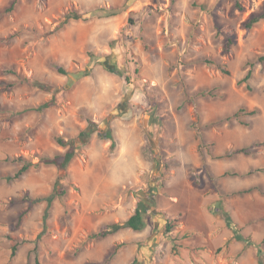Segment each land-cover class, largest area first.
<instances>
[{
  "label": "rangeland",
  "instance_id": "obj_1",
  "mask_svg": "<svg viewBox=\"0 0 264 264\" xmlns=\"http://www.w3.org/2000/svg\"><path fill=\"white\" fill-rule=\"evenodd\" d=\"M71 10L86 19L63 25ZM112 11L117 15L108 16ZM260 14L264 0H0V264H131L137 253L140 264H236L237 255L225 257L235 237L226 214L251 238L245 247H258L261 255L264 170H256L264 169V20L246 27ZM229 38L235 43L226 51ZM114 40L123 41L112 46ZM250 68L252 91L238 85ZM29 76L62 90L53 95L19 81ZM207 89L215 96L200 94ZM50 100L52 108L33 110ZM240 108L258 109L255 116L242 113L248 126L226 120ZM109 115L115 148L95 134L73 160L63 182L69 193L54 201L46 226L42 202L15 228L28 196L52 193L57 169L40 162L64 151L56 137L74 138L87 127L86 117L102 122ZM242 148L248 154L218 158ZM20 157L33 166L9 181ZM139 199L146 211L142 234L123 229L89 238L105 224L125 222ZM200 207L207 236L190 229ZM183 213L188 233L202 245L196 252L181 248L177 257L164 230L167 215ZM184 217L173 235L188 245Z\"/></svg>",
  "mask_w": 264,
  "mask_h": 264
},
{
  "label": "trees",
  "instance_id": "obj_2",
  "mask_svg": "<svg viewBox=\"0 0 264 264\" xmlns=\"http://www.w3.org/2000/svg\"><path fill=\"white\" fill-rule=\"evenodd\" d=\"M17 2L14 1L12 3V5L6 10V13L12 12L15 7H16ZM238 8L240 9L241 6L238 5ZM118 11H112L110 13H108V16H115L117 15ZM85 18V14L84 13H80L78 11H74L71 10L67 13V19L64 22L63 25L68 24L71 20H84ZM262 20H264V14H260V15H254L252 16L250 19H248V21L246 22V27L247 29H252L255 25H257L258 23H260ZM130 22L132 24H134V20L131 19ZM62 25V26H63ZM220 31L217 33V35L219 36ZM17 37L16 34L10 36L9 38H7L6 40H13ZM124 40V39H123ZM123 40H114L111 42V45H118V43H120ZM127 43H132L134 41V38L131 36H127L126 39ZM142 42H143V46L144 48L147 50L148 49V45L146 43V40L144 38H142ZM235 43V41L233 40V38H229L228 39V45L226 47V51H230V47ZM206 64H208L209 66L212 67H216L217 69L221 70L223 73L230 75V71L225 69L224 67L220 66L217 62L215 61H211L210 59H206L205 60ZM259 62L263 63L264 62V55L261 56L259 58ZM137 63V62H136ZM54 67L57 69V71L60 74H67V71L60 66L59 64H54ZM11 73H14L13 71H11ZM253 76V69L250 68L247 72V74L245 75V77L240 80L238 82V85H242V84H246V88L250 91L253 90V87L250 83V80L252 79ZM19 81L23 84H28L31 87L37 88L41 91L47 92V93H51L53 95L57 94L59 91L62 90V87L60 86H55L52 85L51 83H47L44 82L42 80H39L38 78L34 77V76H29V77H19ZM200 94L202 96H215V93H213L212 91H210L209 89L201 91ZM55 105L53 100H50L48 102H45L44 104L33 108V110L42 113L47 109L52 108ZM242 113L244 115H248V116H255L256 114H258V109H254L252 111H249L247 108H240L236 113H234L232 116L227 117V121H231V120H237L238 122H240L242 125H249L250 122L249 121H244L242 119ZM86 121H87V127L83 130H81L79 132V134L74 137V138H70V139H66L63 136H58L56 137V142L57 144L64 149L63 152H59L56 155H54L53 157H49V156H45L41 158V162L40 164H46V165H53L56 169H57V180L54 184L52 193L48 196H41V197H27V200L30 202V205L28 207V209L21 213L19 215L18 218V222L15 226V228L20 227V224L22 223V220L24 218V216L31 211V209L33 208L34 205L38 204V203H42V202H46L47 203V207L46 210L44 212V216H43V225L44 227L46 226L49 218L51 217V210L54 204V201L56 199H62L65 198L68 193H69V189L68 187L63 183L66 180H69L71 177V172H70V166L73 162V160L76 158V156L78 155L79 151L81 149H83L84 147H86L92 137L97 134L98 138L101 140H109L111 141V149H114L116 146V137L114 134V129L111 126V123L113 121V116L109 115L108 117H106L102 122H104L105 127H101L102 122H97L94 119L90 118V117H86ZM141 125L143 126V129L145 128L144 123H141ZM150 145H145L143 147V152L142 155L145 159H147V150L149 151ZM239 153H246L248 154L247 149L242 148V149H238L233 151L232 153H227L224 156L218 157L219 159H223V158H230L232 155L234 154H239ZM14 162H18L20 164H22V166L20 167V169L14 174L13 177H9L8 180L12 181L15 179H20L33 165L28 162L27 160H25L24 158H16L13 160ZM40 164L38 165H34L35 167H39ZM164 167L166 168V165L164 164ZM264 169H258L256 170L257 172L263 171ZM251 174V172L249 173ZM225 175H231L229 173H225ZM250 192V190L248 191H244V192H240L238 194H242V193H247ZM145 215H146V211L144 208V202L139 199L137 202V206L133 212V214L129 217L128 220H126L123 223H110V224H105L103 225L97 232H94L92 234H90L89 238L90 239H96V240H101V239H105L111 235H114L115 233L123 230V229H131L135 232H143L145 227H146V223H145ZM184 215L183 214H179L177 217H170L167 215V223H166V227L164 230V234L167 236H171L173 238V241L175 243V245L172 248V252L175 256L180 257L181 256V248H191L192 251L196 252L197 248L194 247H189L188 245H185V243L183 242L182 238L179 237L178 235H173V231L175 228V225L177 223V219L182 218ZM226 225L232 229L235 233V239L237 241H244L247 242L248 244H252V240L250 237H243L240 234V230L238 228V226L236 224H234L230 217L226 214ZM42 234V233H41ZM264 243V240H263ZM123 246V245H121ZM187 246V247H186ZM18 247H19V243L13 246L12 249V256H15L17 254L18 251ZM118 247H120V245H118ZM114 256V253L111 255ZM131 264H140V255L139 253L136 254L134 260L131 262ZM259 264H264L262 258L260 257L259 254Z\"/></svg>",
  "mask_w": 264,
  "mask_h": 264
},
{
  "label": "crops",
  "instance_id": "obj_3",
  "mask_svg": "<svg viewBox=\"0 0 264 264\" xmlns=\"http://www.w3.org/2000/svg\"><path fill=\"white\" fill-rule=\"evenodd\" d=\"M223 190H226L224 188V186H222ZM227 191V190H226ZM257 203H259V199H257ZM228 203H226V206H227ZM253 206V205H252ZM201 207H202V203H201ZM200 207V211L198 212L197 211V215H198V221H197V224L194 225V224H191L190 225V229H194L195 232H196V235L197 234H201V235H205V232L209 231V230H203V209H201ZM247 207H249L247 205ZM246 207V208H247ZM246 208L242 207V209L245 211ZM251 210H254V208L252 209L251 207H249ZM230 210V209H229ZM236 211V210H235ZM243 211H241V209L239 208V210L237 211V216H238V219L240 221L241 224H246L247 220L244 215L242 214ZM235 213V212H234ZM185 215L184 217V220L182 222V225H183V228H184V233H187V235L189 236L190 234L188 233L187 230H190L188 229L187 227V224L185 223V220H187V214L186 213H183ZM131 216V215H130ZM129 216V217H130ZM129 217L127 218V220L129 219ZM207 218V217H206ZM198 222L199 223H202V225H198ZM207 222H209L208 224V227H207V224H206V227L207 229H209V225L211 224L209 219L207 218ZM206 222V223H207ZM220 225V226H219ZM218 223L216 224L217 228H222L221 226L223 225V223ZM122 231V230H121ZM121 231L115 233V234H118L120 233ZM211 231V230H210ZM144 232V231H143ZM213 232V230L211 231ZM137 235L139 234H142V232H136ZM114 234V235H115ZM234 235H230L229 238H233ZM189 240V242L185 239L184 241L188 242L187 244L191 247H194V248H199L200 245H202L198 239L194 236V234L190 235L189 238H187ZM227 239V238H226ZM245 246H248V243L247 242H244V241H237L235 238H233L232 242L229 243V253L225 254V257L228 258V257H232L231 259H233L234 255H237V261H236V264H259V248L258 247H255V246H249V247H245ZM239 249H241V254H237ZM136 256V254H135ZM134 256V258H135ZM260 257L263 259L264 258V252L260 255Z\"/></svg>",
  "mask_w": 264,
  "mask_h": 264
}]
</instances>
